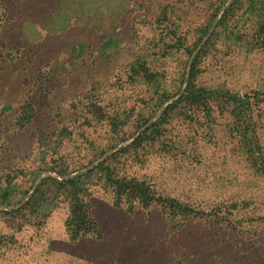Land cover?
<instances>
[{
	"label": "rangeland",
	"instance_id": "obj_1",
	"mask_svg": "<svg viewBox=\"0 0 264 264\" xmlns=\"http://www.w3.org/2000/svg\"><path fill=\"white\" fill-rule=\"evenodd\" d=\"M96 3L112 22L93 29L102 12L81 24L64 10L56 32L29 28L38 46L18 48L17 73L0 67V189L17 200L35 180L89 184L91 163L117 151L111 182L136 177L193 206L231 262L264 264V0ZM15 216L0 214L1 250L38 228ZM65 250L47 264L82 258Z\"/></svg>",
	"mask_w": 264,
	"mask_h": 264
},
{
	"label": "trees",
	"instance_id": "obj_2",
	"mask_svg": "<svg viewBox=\"0 0 264 264\" xmlns=\"http://www.w3.org/2000/svg\"><path fill=\"white\" fill-rule=\"evenodd\" d=\"M88 1L0 0L1 69L17 73L24 56L18 53V48L27 45L31 50L38 46L29 28H34L35 35L40 30L56 32L58 18L65 21L64 10L72 11L81 24H86L85 17L91 15L92 19L97 11L102 12L104 16L99 19L94 16L91 20L93 29L100 30L106 22L113 21L108 14L109 8L101 10L99 3L90 8ZM62 29L66 30V23ZM15 50L17 54L13 55ZM29 56H32L30 51ZM116 153L91 163L97 165L87 172L94 174L89 184L81 183L83 175L64 178L63 181L47 178L38 184L35 180L30 188L20 192L17 200L13 198L14 188L10 192H6V188L0 189L1 206L19 205L16 210L0 209V214L11 218L22 214L24 219L19 224L20 230L32 224L38 227L26 231L30 236L28 239L9 237L4 246L10 251L6 256L8 250L0 249V264H47L60 249H66L68 253L81 252L82 258L75 261L77 264H235L228 258L233 250L227 249V242H217L215 234L200 233L201 227L195 218L198 211L193 206L177 198L168 199L136 177L111 182L112 170L108 161ZM70 172L58 171V174L64 177ZM94 176L107 181L108 184L103 185L114 194L112 200L99 195L97 191L102 188V182H94ZM164 226H169L170 234ZM86 238L96 239V244L88 247L85 242L88 244L89 239ZM203 238H206L204 242ZM102 240L109 251L103 254L102 246L99 249ZM181 245L183 249L177 251ZM112 250L114 254L110 255Z\"/></svg>",
	"mask_w": 264,
	"mask_h": 264
}]
</instances>
